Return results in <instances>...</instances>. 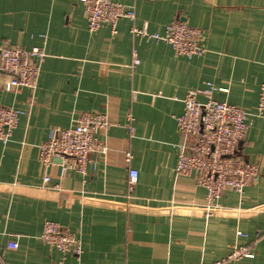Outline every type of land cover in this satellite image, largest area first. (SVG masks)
<instances>
[{"label": "crops", "instance_id": "crops-1", "mask_svg": "<svg viewBox=\"0 0 264 264\" xmlns=\"http://www.w3.org/2000/svg\"><path fill=\"white\" fill-rule=\"evenodd\" d=\"M113 1L134 5V25L150 33L175 20L200 29L206 52L176 56L163 42L133 38L126 19L115 33H90L79 0H0V44L46 53L33 91H6L9 76L0 73V106L22 112L9 141H0V264H214L235 245L254 256L224 264H264V119L254 115L264 83V0ZM209 83L226 89L216 100L248 112L238 154L260 174L242 195L226 190L205 218V190L194 175L175 174L174 144L182 99ZM82 112L108 114L107 153L61 179L58 165L39 163L38 146ZM129 169L138 180L127 198ZM46 221L80 240L78 258L42 242Z\"/></svg>", "mask_w": 264, "mask_h": 264}, {"label": "built area", "instance_id": "built-area-1", "mask_svg": "<svg viewBox=\"0 0 264 264\" xmlns=\"http://www.w3.org/2000/svg\"><path fill=\"white\" fill-rule=\"evenodd\" d=\"M90 33L103 26H108L113 33L121 19L131 22V36L147 41L155 40L168 45L176 56L187 59L200 57L206 52L202 45L203 32L182 20H175L164 26L162 32L150 33L147 26L138 28L134 25L135 7L113 0H79ZM46 58L42 46L31 49L0 44V73L9 76L4 84L8 92L26 88L34 90L42 64ZM137 50H132L131 67L139 64ZM217 89L207 84L203 90H190L182 99L183 112L175 116L176 129L180 140L174 144L177 162V176L195 177L197 187L205 190V206L201 209L205 218L219 209L218 201L226 190H233L239 195L249 184L258 180L259 166L243 159L238 154L240 142L248 130V112L237 105L218 101L214 92ZM203 96V101L197 97ZM21 110L0 106V141L6 144L17 126ZM254 115L264 119V83L259 85L258 98ZM127 129L133 130L134 118L127 114ZM106 113L82 112L65 128L51 130L46 141L38 146V161L48 169L53 165L60 168V178L70 172L85 173L93 155H105L107 144L101 139L111 128ZM127 162L131 159L130 152L126 155ZM56 160L59 162L56 163ZM50 176L45 174L43 182L47 183ZM138 172L129 169L127 174V193L135 189ZM237 237H247L237 231ZM259 237V234H256ZM39 238L45 244L62 254L71 253L77 258L82 254V246L70 231L61 228L57 223L46 221ZM8 249H16L17 243L9 241ZM253 253L245 246L235 245L233 250L214 264H224L240 258H252ZM3 264H14L5 263Z\"/></svg>", "mask_w": 264, "mask_h": 264}]
</instances>
